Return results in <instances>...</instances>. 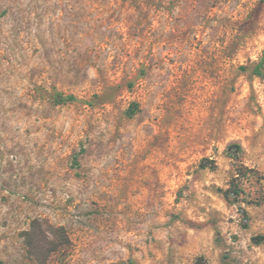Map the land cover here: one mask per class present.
I'll return each instance as SVG.
<instances>
[{
    "label": "rangeland",
    "instance_id": "rangeland-1",
    "mask_svg": "<svg viewBox=\"0 0 264 264\" xmlns=\"http://www.w3.org/2000/svg\"><path fill=\"white\" fill-rule=\"evenodd\" d=\"M263 53L264 0H0V263L264 264Z\"/></svg>",
    "mask_w": 264,
    "mask_h": 264
},
{
    "label": "trees",
    "instance_id": "trees-1",
    "mask_svg": "<svg viewBox=\"0 0 264 264\" xmlns=\"http://www.w3.org/2000/svg\"><path fill=\"white\" fill-rule=\"evenodd\" d=\"M239 71L243 74H248L252 77H256L259 78L260 80H262L264 82V53L262 58L258 61V62H253L250 63L248 65H244V66H240L239 67ZM69 99H74L73 97H70ZM135 107H138L137 105H135ZM234 146H229L228 147V151H229V157L234 160L235 162L239 163L241 166H243V162L241 160V157L239 156V152L242 153V148L240 146H236V149L238 152L233 151L234 150ZM243 177V175L239 172L238 177H234L232 180V185L233 187L235 186V183L239 181V179ZM259 182L263 179V178H258ZM238 187V186H237ZM236 187V188H237ZM226 195V198L229 199L230 194H233L236 196V199H239L240 195L242 192H240L239 190H232V188L230 190H228ZM238 201V200H237ZM249 205H256L259 206L262 203V199L261 198H254L249 200L248 202H246ZM202 260V258L199 259V262ZM198 262V264H199ZM2 264V263H0Z\"/></svg>",
    "mask_w": 264,
    "mask_h": 264
}]
</instances>
